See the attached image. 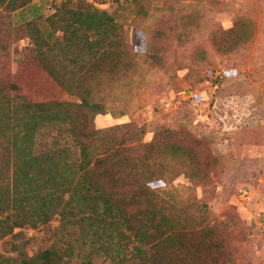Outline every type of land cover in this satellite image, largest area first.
<instances>
[{"label": "trees", "instance_id": "trees-1", "mask_svg": "<svg viewBox=\"0 0 264 264\" xmlns=\"http://www.w3.org/2000/svg\"><path fill=\"white\" fill-rule=\"evenodd\" d=\"M32 1L0 0V264H66L74 255L81 264H95L92 255L115 264H237L229 222L209 224L150 186L179 174L207 179L211 164L199 141L158 131L141 142L143 129L130 123L93 125L112 89L123 99L143 70L171 69L178 33L160 23L172 9L129 0L108 14L86 0H63L45 18L15 23L14 13ZM125 14L145 33L144 52L130 45ZM252 37L239 20L210 41L229 54ZM22 38L30 63L14 72L11 47ZM53 219L54 241L42 251L29 254L16 242V229Z\"/></svg>", "mask_w": 264, "mask_h": 264}, {"label": "rangeland", "instance_id": "rangeland-1", "mask_svg": "<svg viewBox=\"0 0 264 264\" xmlns=\"http://www.w3.org/2000/svg\"><path fill=\"white\" fill-rule=\"evenodd\" d=\"M62 1L33 0L16 11L13 20L45 18ZM86 1L114 14L129 0ZM163 5L174 16L166 14L160 25L165 29L176 25L180 36L169 45L174 59L171 69L143 70L123 99H116L111 95L115 90L108 89H112L109 99L103 101L107 111L95 115L93 125L104 129L130 123L133 130L143 129L141 142L151 141L158 131L199 141L211 164L207 179L196 183L179 174L150 186L175 205L184 204L195 216L207 217L209 224L229 222L234 229L230 244L237 264H264V0H160L159 6ZM125 19L130 45L144 52L145 33L132 24L131 16L125 14ZM239 20L249 22L252 39L232 53H218L211 45V34L229 29ZM29 46L28 38L12 45L14 72L19 70V62L30 63ZM166 103L170 104L167 108ZM57 224L53 219L34 229H16L21 238L16 242L25 243L29 254L40 252L54 241ZM92 261L115 264L97 255H92ZM66 264H81V258L74 255Z\"/></svg>", "mask_w": 264, "mask_h": 264}, {"label": "built area", "instance_id": "built-area-1", "mask_svg": "<svg viewBox=\"0 0 264 264\" xmlns=\"http://www.w3.org/2000/svg\"><path fill=\"white\" fill-rule=\"evenodd\" d=\"M169 105H170L169 103H166V104H165L166 108L169 107Z\"/></svg>", "mask_w": 264, "mask_h": 264}]
</instances>
